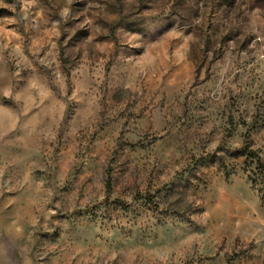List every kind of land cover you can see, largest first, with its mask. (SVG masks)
<instances>
[{
  "label": "rangeland",
  "instance_id": "rangeland-1",
  "mask_svg": "<svg viewBox=\"0 0 264 264\" xmlns=\"http://www.w3.org/2000/svg\"><path fill=\"white\" fill-rule=\"evenodd\" d=\"M246 146L264 0H0V264H264Z\"/></svg>",
  "mask_w": 264,
  "mask_h": 264
},
{
  "label": "trees",
  "instance_id": "trees-1",
  "mask_svg": "<svg viewBox=\"0 0 264 264\" xmlns=\"http://www.w3.org/2000/svg\"><path fill=\"white\" fill-rule=\"evenodd\" d=\"M244 152L246 154H250L251 156H253V158H255L258 161L260 167L262 169H264V164L262 163L261 158L255 152H252L248 146L245 147ZM111 186H112L111 185V179H108L107 182H106V187H107V192H109V193L111 192L110 191L111 190Z\"/></svg>",
  "mask_w": 264,
  "mask_h": 264
}]
</instances>
